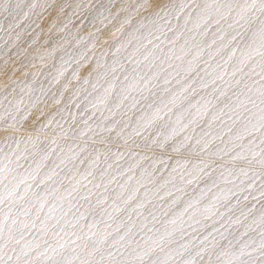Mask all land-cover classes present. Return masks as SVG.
Here are the masks:
<instances>
[{"label":"snow or ice","instance_id":"6c2138e0","mask_svg":"<svg viewBox=\"0 0 264 264\" xmlns=\"http://www.w3.org/2000/svg\"><path fill=\"white\" fill-rule=\"evenodd\" d=\"M0 264H264V0H0Z\"/></svg>","mask_w":264,"mask_h":264}]
</instances>
